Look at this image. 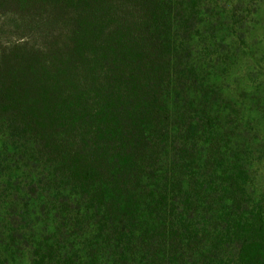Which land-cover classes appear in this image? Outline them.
Segmentation results:
<instances>
[{
    "label": "trees",
    "instance_id": "trees-1",
    "mask_svg": "<svg viewBox=\"0 0 264 264\" xmlns=\"http://www.w3.org/2000/svg\"><path fill=\"white\" fill-rule=\"evenodd\" d=\"M217 5L0 0V264H264V102L202 48Z\"/></svg>",
    "mask_w": 264,
    "mask_h": 264
},
{
    "label": "rangeland",
    "instance_id": "rangeland-1",
    "mask_svg": "<svg viewBox=\"0 0 264 264\" xmlns=\"http://www.w3.org/2000/svg\"><path fill=\"white\" fill-rule=\"evenodd\" d=\"M213 9L208 18L214 20L206 22L205 35L216 39L202 48L213 47L211 53L219 60L216 73L221 75L220 85L235 98L243 100L247 93L261 96L264 102V0H218ZM216 21L214 32L211 25ZM226 37L229 42L224 47L221 40ZM259 174L264 176V171L260 169Z\"/></svg>",
    "mask_w": 264,
    "mask_h": 264
}]
</instances>
